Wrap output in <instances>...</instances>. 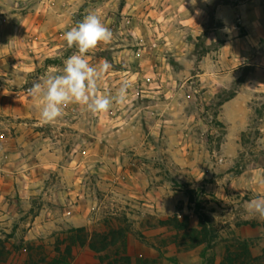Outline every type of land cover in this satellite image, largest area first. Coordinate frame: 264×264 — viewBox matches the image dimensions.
Wrapping results in <instances>:
<instances>
[{
  "label": "rangeland",
  "instance_id": "obj_1",
  "mask_svg": "<svg viewBox=\"0 0 264 264\" xmlns=\"http://www.w3.org/2000/svg\"><path fill=\"white\" fill-rule=\"evenodd\" d=\"M221 1L53 4L66 9L68 30L89 13L112 30L110 45L85 56L92 66H111L98 95L114 96L125 80L132 85L126 102H114L108 113L83 107L80 115L69 110L40 125V100L27 90L62 73L63 60L78 54L64 34L40 30L24 38L29 48L1 52L0 86L21 99H10L18 113L2 117L22 123L26 134L39 130L51 154L37 167L29 157L37 146L29 143L23 164L6 160L17 171L0 179V264H29L18 250L24 241L108 222L129 230L134 264L169 256L180 264H264V220L247 211L251 201L264 200V89L225 105L242 81L196 97L201 79L191 77L207 47L216 56L222 43L215 32L221 21L213 17ZM74 255L73 264H100L90 247Z\"/></svg>",
  "mask_w": 264,
  "mask_h": 264
},
{
  "label": "crops",
  "instance_id": "obj_2",
  "mask_svg": "<svg viewBox=\"0 0 264 264\" xmlns=\"http://www.w3.org/2000/svg\"><path fill=\"white\" fill-rule=\"evenodd\" d=\"M69 1L73 0H0V62L4 59L1 52L27 48L26 36L40 30L49 35L64 34L69 27L68 21H65L66 9L54 11L53 4L67 5ZM214 13L221 21L215 32L219 33L222 43L215 51L216 56H212L211 51L204 55L201 69L191 77L199 76L201 79V86H194L196 97L200 90L204 95L213 97L221 88L242 81L241 90L228 100L225 104L228 105L248 98L252 90L264 89V0H222L216 5ZM10 99L21 100L0 86L1 180L9 175L16 176L17 170L6 168V160L14 159L16 164H23V145L35 143L37 146L36 152L29 156L34 158L37 167L42 164L41 158L44 162L51 154V146L43 140L45 137L40 136L39 130L32 129L26 134L22 123L5 122L2 116L18 113L17 106H10ZM79 109L83 107L71 104L65 111H76L80 115Z\"/></svg>",
  "mask_w": 264,
  "mask_h": 264
},
{
  "label": "clouds",
  "instance_id": "obj_3",
  "mask_svg": "<svg viewBox=\"0 0 264 264\" xmlns=\"http://www.w3.org/2000/svg\"><path fill=\"white\" fill-rule=\"evenodd\" d=\"M197 0H191L195 5ZM207 2V0H206ZM199 14V10H197ZM113 32L106 26L100 15L89 13L75 26L64 32L68 48L75 47L78 54H73L63 60V72L50 75L46 83L34 80L27 90L29 96L38 98L40 103V125H52L65 114V109L71 104L84 107L93 114L108 113L114 102L124 104L127 100V90L131 83L123 81L115 95H98V82L111 67L104 61L99 67L90 65L85 58L100 45L107 46L113 41ZM252 217L264 220V200H253L247 206Z\"/></svg>",
  "mask_w": 264,
  "mask_h": 264
},
{
  "label": "trees",
  "instance_id": "obj_4",
  "mask_svg": "<svg viewBox=\"0 0 264 264\" xmlns=\"http://www.w3.org/2000/svg\"><path fill=\"white\" fill-rule=\"evenodd\" d=\"M207 31L205 30L203 34L208 35ZM207 48L205 53L211 51L210 47ZM237 92L233 91L227 99L233 97ZM187 191L193 197L191 190ZM150 226L156 227L157 224L153 223ZM193 230L197 231L198 228H193ZM128 235V229L108 222L102 227L93 228L87 225L74 227L54 233L50 239L41 237L27 240L21 244L18 250L21 254H28L29 264H73L75 251L85 247H90L99 253L100 264H134L133 257L129 253ZM155 246L164 254L165 251L161 246H157V244ZM167 259L170 263L166 262ZM157 263H160L157 258H140L138 260V264ZM161 264H180V260L176 256H169L166 260L163 259Z\"/></svg>",
  "mask_w": 264,
  "mask_h": 264
}]
</instances>
